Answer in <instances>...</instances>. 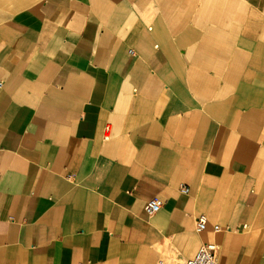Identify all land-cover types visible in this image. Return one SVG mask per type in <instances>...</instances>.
Wrapping results in <instances>:
<instances>
[{
	"label": "crops",
	"instance_id": "obj_1",
	"mask_svg": "<svg viewBox=\"0 0 264 264\" xmlns=\"http://www.w3.org/2000/svg\"><path fill=\"white\" fill-rule=\"evenodd\" d=\"M207 242L264 264V0H0V264Z\"/></svg>",
	"mask_w": 264,
	"mask_h": 264
},
{
	"label": "built area",
	"instance_id": "obj_2",
	"mask_svg": "<svg viewBox=\"0 0 264 264\" xmlns=\"http://www.w3.org/2000/svg\"><path fill=\"white\" fill-rule=\"evenodd\" d=\"M132 53L133 51L130 50ZM180 191L183 194L189 192V187L184 185L181 187ZM161 208V201L158 198L151 199L146 206L147 213L153 215L159 211ZM197 230L201 231L207 227V218L205 215H200L196 219ZM221 228L219 225H214V231L218 232ZM218 247L215 243L207 242L203 243L197 253L189 259L181 260L173 263H166L163 260H159L157 264H220L217 257Z\"/></svg>",
	"mask_w": 264,
	"mask_h": 264
}]
</instances>
